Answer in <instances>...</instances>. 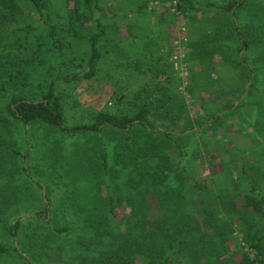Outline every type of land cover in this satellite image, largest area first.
Returning a JSON list of instances; mask_svg holds the SVG:
<instances>
[{
  "label": "trees",
  "instance_id": "trees-1",
  "mask_svg": "<svg viewBox=\"0 0 264 264\" xmlns=\"http://www.w3.org/2000/svg\"><path fill=\"white\" fill-rule=\"evenodd\" d=\"M148 2L140 0L124 13L122 24L131 20L129 32L147 14ZM65 3L66 23L57 25L47 10L48 0H0V49L6 47L7 23L19 21L30 9L24 15L29 23L15 29L24 34L23 55H11L6 59L9 63L0 59L20 90L10 97L0 93V260L14 249L27 264H34V248H23L28 258L7 242L14 238L24 243L22 232L27 226L19 216L32 210L35 216L49 217L52 210L62 209L64 214L74 210L76 218L53 225L52 234L69 233L72 224L81 223L93 230L92 244L101 237L112 238L108 244L102 240L106 247L102 259L83 250L84 264H264V193L253 178L243 172L247 191L227 189L213 199L196 174L202 160H183L197 128L205 146L206 136L215 140L219 132L225 133L228 126L221 112L229 109L235 114L241 109L240 105L231 110L236 106L231 98L239 100L246 91L249 97L255 92L264 96V84L250 83L264 82V3L232 0L196 6L192 0L179 1L178 8L201 27L188 58L199 61L201 77L207 81L186 90L193 97L196 89L214 94L202 103L205 120L186 114V99L168 62L169 51L147 52L153 40L167 34L165 29L130 37L120 33L121 22H115V16L106 14L104 0ZM34 18L39 22L36 26ZM47 43L57 53L55 65L41 54ZM77 45L82 46L81 55L69 58L67 49ZM130 47L139 51L132 65L121 61L123 55L127 61L131 58ZM255 49L259 52L252 56L240 54ZM99 73L116 86L130 76L144 83L134 93L119 85L112 94L117 110L107 107L87 121L71 123L64 89ZM2 87L4 83L0 91ZM259 105L264 111V102ZM22 134H27L25 139ZM72 137L79 141L67 150L65 141ZM55 180L65 187L61 193H53L50 181ZM35 185L45 188L46 200ZM202 198L209 202L195 206L194 201ZM122 208L130 213L117 221ZM51 218L52 227L56 214ZM237 230L245 243L230 245ZM87 242L82 240L91 250Z\"/></svg>",
  "mask_w": 264,
  "mask_h": 264
},
{
  "label": "rangeland",
  "instance_id": "rangeland-1",
  "mask_svg": "<svg viewBox=\"0 0 264 264\" xmlns=\"http://www.w3.org/2000/svg\"><path fill=\"white\" fill-rule=\"evenodd\" d=\"M179 1L180 0L175 4L174 0H169L165 3L159 0H149L147 14L140 18L139 26H137L138 28L133 26L130 32L129 24L131 20H128V23L122 24V21H125L124 13L133 10L140 0H104L103 4L106 14L115 16L116 18L113 19L115 22H121V34L130 35V37L137 34L138 36H144L143 33L150 35L156 28L165 29L167 34L156 39V41L153 40V42L147 46V52L150 54L154 52L161 53L159 49L169 51L170 58L168 62L173 65L174 71L181 81V90L186 99V114L193 120L197 118L205 120L207 115L203 111L202 103L213 98L214 94L199 92V89H196L194 93L195 96L193 97L186 90L187 87L193 83L198 85V87H202L207 81L203 80L201 77L200 71L202 66L199 64V61L195 59L190 60L188 58V51H192L193 49L191 41L195 38V34L199 33L198 30L201 27L198 21L192 20L189 14L178 8ZM228 1L232 0H214V2L220 5ZM258 1L264 3V0ZM48 2L49 6L47 10L52 17L53 23L57 25L65 24L64 15L68 7L66 6L65 0H48ZM29 12L30 9L25 11V14L27 15ZM31 12L34 13L33 8H31ZM25 14L20 16L19 21L7 23L6 47L0 49V59L3 61H6V59L8 60L11 55H23L24 49L21 47V44L24 42V34L22 35L21 32H15V29L20 23H29L26 17H24ZM108 18L107 20H109ZM33 20H35V22H32L33 26L39 24L37 18ZM143 25L148 29H143ZM204 26H207V24L204 23L203 27ZM37 32L38 35L42 34L39 30ZM168 36H171L172 39L168 40ZM127 52L131 58L129 57V61H127L126 57L123 55L124 58L122 57L121 61L129 62V65H132L134 64L132 60L138 57L139 51L135 47H132V49L130 47V50ZM257 52H259V50L255 49L254 51H242L240 54L252 56ZM81 53V45H77L72 49H67L69 58L74 55H81ZM41 54L48 57L47 59L50 60L51 64H57V53L49 43L42 47ZM155 55L158 56L157 53H155ZM14 61L16 62V59ZM68 62L70 61L68 60ZM1 65L3 64H0L2 68L0 72V86L4 83V87H2L0 93L3 95L6 94L9 97L14 93H19L20 90H17L13 82L9 80L7 74L9 70ZM129 72H131V70H129ZM216 77L217 75L213 74V79H216ZM142 83H144L142 80L130 76L124 78L121 84L116 86L113 81L108 80L105 75L99 73L92 79H86L76 85H68L63 91L67 117L71 123H80L89 120L95 113L104 108L108 107L111 111H115L117 110V105L116 102L112 100V94L116 89L119 90V85L124 87L123 91L134 93L142 87ZM250 83L256 85L264 84L263 81L259 83L255 80ZM250 83L247 85V90ZM63 85L66 84L62 83V86ZM248 95L249 92L246 91L239 100L236 97L231 98L235 101L236 105L231 108V110H235L236 107L241 105V109L238 110L237 113L230 114L231 112L229 109L221 112L220 116L224 121L223 123L228 126L224 134H222V131L219 132L215 140L210 136H206L205 140L207 144L205 146L200 139L201 134L198 132L199 129L197 128V132L190 137L187 144L188 147L183 160L185 163L196 158L202 160L201 163L197 165L196 174L200 177V182H204L208 185V191L211 193L213 199L220 193L228 192L227 189L236 193L247 191L249 188L247 177L243 172L250 175L257 185L258 190L264 193V111L263 107L259 105L264 102V96L256 92L250 95V97ZM210 124L211 121L207 122L204 126ZM26 135L27 134H22L21 138L25 139ZM78 141L76 137L67 138L65 141L67 150L74 149ZM222 141H224V147H221ZM205 147H208V152H210L214 158L213 164L209 159L210 155L209 157L206 156ZM201 156H204V158ZM50 182L53 193L59 191V193H61L65 188L60 181L57 182V180H55ZM35 191L46 200L45 188L42 189L35 185ZM208 202V199L204 200V198L194 201L195 206H201L202 203ZM38 206L42 208L44 204L39 202ZM27 211L28 212L23 211L19 216L21 222L27 226V229H24L22 232L24 243L21 244L18 239L14 238L12 240L8 239L7 242H9L11 246H15L19 254H24L27 257L28 255L23 250L26 249L28 251L34 248L35 255L32 256L34 257L32 258L34 264H82L83 258H81V253L83 250L86 251L90 257L98 254L99 258L102 259L103 253L106 250L104 242L106 244L111 242L112 238L105 237L104 239L101 237L98 239V244H92L91 238L93 235L91 232L93 230L88 228L84 229L81 223L77 225L75 223L72 224L73 230L69 233L52 234V228L61 224V221L64 219L67 221L75 220L74 210H70L69 214H64L62 209L58 212L52 210L49 217H47L46 214L35 216L34 213L31 212L32 210ZM129 213L130 210L122 208L116 217L117 221L121 219V216ZM54 214H56V218H53L54 220L52 221L51 227L49 226V222H51V217ZM221 216H224V210L221 212ZM117 224L119 223L116 222L115 226ZM0 233L2 234L1 229ZM33 235H35V237ZM103 239L104 242L102 241ZM118 239H120V237H118ZM82 240H88L87 243L91 244L92 251L87 250L86 247L83 246ZM238 242L242 245L245 243L241 232L237 230L233 234L230 245ZM84 263L85 259L83 261V264ZM0 264H27V259L19 256L18 252L12 249L10 254L0 260Z\"/></svg>",
  "mask_w": 264,
  "mask_h": 264
},
{
  "label": "crops",
  "instance_id": "crops-1",
  "mask_svg": "<svg viewBox=\"0 0 264 264\" xmlns=\"http://www.w3.org/2000/svg\"><path fill=\"white\" fill-rule=\"evenodd\" d=\"M193 1V4L196 5V6H199L200 4L201 5H206L210 2H214V0H192Z\"/></svg>",
  "mask_w": 264,
  "mask_h": 264
},
{
  "label": "built area",
  "instance_id": "built-area-1",
  "mask_svg": "<svg viewBox=\"0 0 264 264\" xmlns=\"http://www.w3.org/2000/svg\"><path fill=\"white\" fill-rule=\"evenodd\" d=\"M175 4L178 2V0H174Z\"/></svg>",
  "mask_w": 264,
  "mask_h": 264
}]
</instances>
